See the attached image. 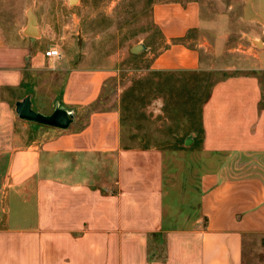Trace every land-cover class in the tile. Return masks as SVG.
<instances>
[{"label": "crops", "instance_id": "1", "mask_svg": "<svg viewBox=\"0 0 264 264\" xmlns=\"http://www.w3.org/2000/svg\"><path fill=\"white\" fill-rule=\"evenodd\" d=\"M151 20L162 46L146 50L147 71L228 73L202 96L189 147L144 145L120 105L100 106L118 68L46 57L27 19L0 35V264H245L264 249V0L156 3ZM26 96L72 123L20 119Z\"/></svg>", "mask_w": 264, "mask_h": 264}, {"label": "rangeland", "instance_id": "2", "mask_svg": "<svg viewBox=\"0 0 264 264\" xmlns=\"http://www.w3.org/2000/svg\"><path fill=\"white\" fill-rule=\"evenodd\" d=\"M171 1L187 0H77L73 4L68 0H0V35H14L20 31L27 10L33 7L43 39L50 43V48L59 51L60 59L63 57L68 62L94 68L110 65L119 69V78L105 86L100 106L118 107L123 104L121 100L126 99L127 107L120 109L126 121L124 130L143 136L144 145L166 151L183 147V142L190 137L186 128L190 120L183 116L182 108L177 109L184 93L177 88L168 98L166 88L159 86L162 96L161 93L157 97L154 94L148 96L145 88L140 86L133 91V82L161 84L164 80L163 76H154L147 71L149 59L143 57L148 48L156 53L162 46L161 36L151 20L152 6ZM136 44L146 48L132 55L129 50ZM243 44L234 52L235 58H231L238 66L242 64L238 57L246 52L249 42ZM261 72L264 81V70ZM227 74L215 71L209 76L203 75L200 84L203 87L207 81V86ZM62 80L61 77L59 81ZM125 134L126 143L140 145L138 139L127 141L129 133ZM164 201L167 221L172 211L169 193L165 194ZM253 246L250 255L245 257V264H264V249L258 244Z\"/></svg>", "mask_w": 264, "mask_h": 264}, {"label": "trees", "instance_id": "3", "mask_svg": "<svg viewBox=\"0 0 264 264\" xmlns=\"http://www.w3.org/2000/svg\"><path fill=\"white\" fill-rule=\"evenodd\" d=\"M152 75L154 76H163L164 80L162 81V83H156V81H148L146 83H144V81H135L133 82V91H135L136 88H138L140 86V88L146 90L145 93L149 95H156L155 97L158 96V94L161 93L162 91L159 89V86H161L162 88L165 87L166 92H168V98L169 95L174 93V91L177 88H181V90L183 91V98L184 101H180V105H177V109L180 107L182 108V111L184 112V114H186L185 116H187L190 120V126H194V124L196 123V113L198 110V106L200 104V102L202 101V96L206 94V97L208 95L207 92V86H205L204 88L202 87V85L200 84V78H202V76H192L189 81L188 79H186L185 76H182L179 78H177L175 75H172L170 73H152ZM179 79V81H178ZM145 84V85H144ZM180 84V85H179ZM195 86V87H193ZM202 87V90H201ZM165 93V92H164ZM205 97V98H206ZM149 100H151V97L149 98ZM123 102V104H120V109H125V106L127 107L128 105V101L126 102V99H122L121 103ZM99 103H102L101 100H99ZM184 105V107H183ZM174 109H176L175 106H172ZM175 111V110H173ZM122 116V115H121ZM122 123L123 125H125V119L122 117Z\"/></svg>", "mask_w": 264, "mask_h": 264}, {"label": "water", "instance_id": "4", "mask_svg": "<svg viewBox=\"0 0 264 264\" xmlns=\"http://www.w3.org/2000/svg\"><path fill=\"white\" fill-rule=\"evenodd\" d=\"M77 0H68L69 4H73ZM26 26L23 30V33L29 37H38L39 29L37 23V17L33 11V7H30L26 12ZM254 43L259 45L258 42ZM143 44H136L130 48V53L132 55L139 54L141 51L145 50ZM16 113L20 119L54 127L58 129H67L73 121V113L68 112L65 109L57 107L50 115H44L42 113L36 112L31 108V100L29 96L23 98L20 102L16 104ZM191 142V137H188L184 144L188 145Z\"/></svg>", "mask_w": 264, "mask_h": 264}, {"label": "built area", "instance_id": "5", "mask_svg": "<svg viewBox=\"0 0 264 264\" xmlns=\"http://www.w3.org/2000/svg\"><path fill=\"white\" fill-rule=\"evenodd\" d=\"M45 56L50 58H59L60 53L57 49L51 48L45 52Z\"/></svg>", "mask_w": 264, "mask_h": 264}]
</instances>
